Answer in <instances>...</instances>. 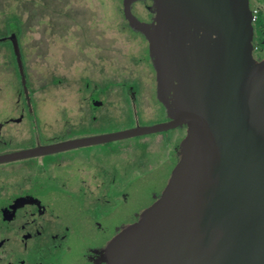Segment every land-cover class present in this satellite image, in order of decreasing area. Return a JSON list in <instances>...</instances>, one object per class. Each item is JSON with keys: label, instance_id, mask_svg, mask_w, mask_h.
Segmentation results:
<instances>
[{"label": "water", "instance_id": "1", "mask_svg": "<svg viewBox=\"0 0 264 264\" xmlns=\"http://www.w3.org/2000/svg\"><path fill=\"white\" fill-rule=\"evenodd\" d=\"M135 1L124 15L148 39L169 120L3 153L0 164L186 126L165 187L107 239L98 264H264V60L250 0H151V23Z\"/></svg>", "mask_w": 264, "mask_h": 264}, {"label": "rangeland", "instance_id": "2", "mask_svg": "<svg viewBox=\"0 0 264 264\" xmlns=\"http://www.w3.org/2000/svg\"><path fill=\"white\" fill-rule=\"evenodd\" d=\"M151 0H138L132 11L149 21ZM257 10L254 29H264V0H251ZM134 29L124 15V0H0V147L15 150L42 143L90 137L151 126L169 120L157 96L156 73L149 63L128 60L141 54L145 42L132 37ZM140 32V31H138ZM19 40L38 125L32 126L24 100L13 43ZM4 39V40H3ZM255 59L264 58V36L256 37ZM62 76L64 84L49 80ZM135 79L137 106L127 99L126 79ZM48 81V82H47ZM106 84V104L91 114H82L80 98L101 92ZM100 86V87H99ZM138 87V88H137ZM24 113V120L16 122ZM187 127L163 133L86 146L45 157L54 160L52 173L72 193L62 218L69 231L73 252H89L95 262V247L115 231L134 223L139 214L159 196L175 167ZM0 166V176L13 169L24 175L23 166ZM30 165V164H29ZM24 169V168H23ZM22 169V170H23ZM61 188V189H62Z\"/></svg>", "mask_w": 264, "mask_h": 264}, {"label": "flooded vegetation", "instance_id": "3", "mask_svg": "<svg viewBox=\"0 0 264 264\" xmlns=\"http://www.w3.org/2000/svg\"><path fill=\"white\" fill-rule=\"evenodd\" d=\"M147 8L149 9L150 7L148 6ZM149 11L152 13V17L149 21L144 22L151 23L155 14L150 9ZM129 35L141 38L145 42V46L138 58L137 55L132 54L130 56L131 59L128 61L134 63L136 60L149 63L153 72L155 71L156 73L146 36L138 31L131 32ZM263 36L264 29H261L260 32L254 29V39ZM255 50H257L256 44ZM261 60H264V58L257 61ZM23 68L26 79V83H22L24 87V100L27 105L28 116L30 117L32 126L35 128V125H38V117L33 109L32 96L28 87L24 63ZM19 74L22 81L20 71ZM66 80L60 75L51 78L49 81L53 85H59L64 84ZM135 83L138 86L135 79L132 78L126 79V81L121 83L125 87L127 99L130 100L133 108L137 106L138 99V89H134ZM105 88L106 84L102 86V97L98 88L91 95L80 98V100L82 99L81 103L83 99L88 100L86 107L80 105V110L84 116L91 113L96 116L95 112L104 107L106 104ZM18 119L21 120L18 121L16 119V122L24 120V113ZM37 145H46L40 141L39 136L36 137L32 145L15 150L1 149L0 154L33 148ZM0 147L7 146L3 144ZM57 153L0 164V166H8L15 163H28V165L22 167V169L24 168L23 170H20L25 173L24 175H10V173H18V171L11 169L8 175L0 176V264H91L89 252L84 251L81 256H77L73 252V244L69 237L71 226L62 218V215L68 210L72 193L66 191L65 187L62 188L61 185H65V183L54 174H51L52 169L56 168V162L45 159V157ZM103 245L101 242L95 247L94 264H98L102 258Z\"/></svg>", "mask_w": 264, "mask_h": 264}, {"label": "built area", "instance_id": "4", "mask_svg": "<svg viewBox=\"0 0 264 264\" xmlns=\"http://www.w3.org/2000/svg\"><path fill=\"white\" fill-rule=\"evenodd\" d=\"M253 11V15H254V21L256 20L257 18V10H252Z\"/></svg>", "mask_w": 264, "mask_h": 264}, {"label": "trees", "instance_id": "5", "mask_svg": "<svg viewBox=\"0 0 264 264\" xmlns=\"http://www.w3.org/2000/svg\"><path fill=\"white\" fill-rule=\"evenodd\" d=\"M4 40V39H3Z\"/></svg>", "mask_w": 264, "mask_h": 264}]
</instances>
